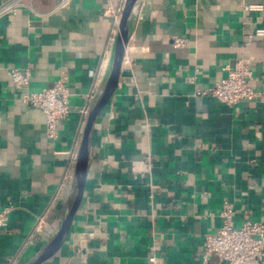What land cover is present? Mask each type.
<instances>
[{"label":"crops","instance_id":"0c3cea01","mask_svg":"<svg viewBox=\"0 0 264 264\" xmlns=\"http://www.w3.org/2000/svg\"><path fill=\"white\" fill-rule=\"evenodd\" d=\"M124 1L75 0L56 11L59 0H25L0 19V212L14 208L0 230V264H24L61 226ZM263 27L264 0H142L117 90L95 125L81 205L44 264H149L154 246L157 264H204L225 202L236 227L246 217L264 223V103L229 108L195 96L238 60L253 72L250 87L264 91V38L250 39ZM12 69L31 72V93L66 79L71 113L56 141L44 114L21 102Z\"/></svg>","mask_w":264,"mask_h":264},{"label":"built area","instance_id":"2783aa9c","mask_svg":"<svg viewBox=\"0 0 264 264\" xmlns=\"http://www.w3.org/2000/svg\"><path fill=\"white\" fill-rule=\"evenodd\" d=\"M25 0H10L0 7V19L23 6ZM75 0H59L56 11L67 9ZM248 12L262 11L261 6H249ZM122 9L113 11L116 33L120 22ZM264 38V27L257 29L250 39ZM177 46H183L185 41L176 40ZM226 78L215 83L211 88L200 89L196 97H206L217 100L221 104L233 108L242 101L264 103V91H257L250 87L253 76L250 66L244 60H238L233 66L224 68ZM11 82L20 94L21 102L29 108L40 110L46 118L47 138L54 142L58 139L61 122L68 119L71 113L69 88L66 79L62 78L53 86L38 93L29 91L31 72L28 69H12ZM88 115V111L86 112ZM60 153L57 152L56 155ZM152 166L150 160L146 162V173L151 177ZM151 186V184H150ZM14 208L7 206L0 212V230L6 229L11 220ZM222 226L214 235L206 236L204 240L203 263L209 264L212 258H217L220 264H263L264 263V223L254 222L248 217L240 227L233 224V209L225 202L221 211ZM159 247L154 246L148 258L149 264H157Z\"/></svg>","mask_w":264,"mask_h":264},{"label":"water","instance_id":"95a60500","mask_svg":"<svg viewBox=\"0 0 264 264\" xmlns=\"http://www.w3.org/2000/svg\"><path fill=\"white\" fill-rule=\"evenodd\" d=\"M141 3L142 0L124 1L115 37L111 70L101 90L95 96L88 108L85 128L77 154L71 190L64 206L61 226L50 242L24 264L46 263L61 250L68 239L74 218L81 205L86 189L95 125L99 115L110 103L117 90L125 58V51L133 35L137 21L138 9Z\"/></svg>","mask_w":264,"mask_h":264}]
</instances>
